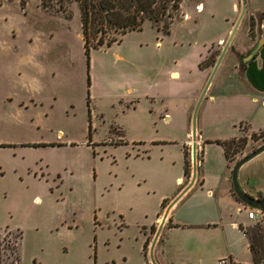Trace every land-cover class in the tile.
Returning a JSON list of instances; mask_svg holds the SVG:
<instances>
[{"label": "rangeland", "instance_id": "rangeland-1", "mask_svg": "<svg viewBox=\"0 0 264 264\" xmlns=\"http://www.w3.org/2000/svg\"><path fill=\"white\" fill-rule=\"evenodd\" d=\"M199 1L182 0L169 35L149 21L123 36L111 30L105 37L121 40L91 49L87 58L78 0H0V264H16V254L19 264H144L139 225L152 223L170 180L162 174L152 190L153 179L139 182L134 175L146 166L127 154L142 153L139 141L169 127L182 133L181 107L165 126L144 95L157 93L154 82L164 87L169 64L186 54L189 42L214 32L206 20L217 27L231 16L233 0H204L205 9ZM246 2L264 11V0ZM195 11L203 22L197 27L182 16ZM245 22L236 34L241 41ZM159 39L183 46L159 48ZM217 51L212 47V55ZM59 140L63 146L50 145ZM263 142L249 138L236 160ZM147 148L151 169L163 157L167 166L175 160L172 173L183 172L179 146H168L170 159L157 144ZM187 152L191 176V145ZM7 225L22 232L18 242V231Z\"/></svg>", "mask_w": 264, "mask_h": 264}, {"label": "crops", "instance_id": "crops-1", "mask_svg": "<svg viewBox=\"0 0 264 264\" xmlns=\"http://www.w3.org/2000/svg\"><path fill=\"white\" fill-rule=\"evenodd\" d=\"M202 1L204 0L197 3L202 4L205 9V3ZM231 11L230 17L223 16L220 26L217 24L216 27L211 23L214 21L206 20L208 27L213 28L214 32H205L204 39L189 42L186 54L174 57L169 64L164 87L159 89L161 82H154L158 87L157 93L144 95L150 104V112L153 116L156 114L165 126L173 125L174 115L181 107L182 112L184 111L185 126L181 134L176 133L177 129L169 127V132L151 137L149 143L139 141V144L143 145V152L127 154L132 159L139 158L143 166H146L138 168L134 175L137 174L139 182L145 183L153 179L152 190L156 191V186L160 188L162 181L159 178L162 174L167 173L170 180V185L159 195L160 208L155 210L152 223L139 225L138 237L142 253L146 232L161 221L167 206L192 178L193 171L191 176L184 174V148L187 149L191 145L192 153L194 114L197 145L195 180L171 205L160 234L151 243L149 253L144 256L151 264H217L221 258H230L236 264L252 262L243 229L253 221L248 218L247 211L254 208H250L233 195V164L226 159L223 147L215 141L238 137L241 131L249 137L250 134L264 129V45L253 58L250 57L264 28V11L255 7L249 8L246 2L245 12L238 23L241 14L238 0L232 1ZM257 12L263 17L258 18ZM186 13L189 17L185 20H192L193 27L203 23L197 11ZM210 13V17L214 18V13ZM250 17L255 22L251 35ZM242 22H245L246 26V41H241L236 35ZM253 31L255 39L252 37ZM162 34L169 35L170 29L169 33ZM162 40H157V47L183 46V43L175 40ZM212 47L220 50L213 54L214 63L200 65L212 55ZM222 50L225 51L220 55ZM187 60L189 61L186 62ZM130 88L131 92L133 88ZM157 101L160 107L158 111L154 106ZM153 124L156 125V122ZM171 129L173 131H170ZM156 131L158 132V129ZM60 140V144L55 146H63ZM150 144L159 145L161 155L166 154L169 159L171 153L168 146H179L183 153V172L172 173L168 167L174 165L175 160L167 166L170 160H163V157L160 159L162 163L151 169L148 163L153 157L147 148ZM187 179L189 181L185 183ZM238 182L242 190L249 195L264 198V150L239 167ZM254 210L260 218V211ZM5 227L18 229L8 225ZM181 255L183 258H179ZM16 264H19V261Z\"/></svg>", "mask_w": 264, "mask_h": 264}, {"label": "trees", "instance_id": "trees-1", "mask_svg": "<svg viewBox=\"0 0 264 264\" xmlns=\"http://www.w3.org/2000/svg\"><path fill=\"white\" fill-rule=\"evenodd\" d=\"M81 9V28L83 34V50L87 58L91 49L109 47L118 43L121 38H106L109 31L123 36L129 31H140L144 22L149 21L151 25L162 30L164 34L169 33L170 26L174 21V14L180 9L182 0H78ZM162 23V27H159ZM250 35L253 23L250 22ZM99 35V36H98ZM214 55H210L200 65H211L214 63ZM253 141L264 140V129L250 134V136L235 137L230 140H217L223 149L226 159L234 164L237 154L246 150L248 139ZM256 148V147H255ZM254 148L252 147L251 150ZM250 152V151H249ZM248 153V152H247ZM246 153V154H247ZM189 160L186 147L184 148V174L189 175ZM233 166V165H232ZM235 196V194L233 193ZM236 197V196H235ZM236 199H238L236 197ZM239 200V199H238ZM163 207L165 202H163ZM248 229H243L244 236L248 240L251 253V264H264V215ZM21 231L18 232L20 239ZM16 249V248H15ZM19 261L18 256H16Z\"/></svg>", "mask_w": 264, "mask_h": 264}, {"label": "water", "instance_id": "water-1", "mask_svg": "<svg viewBox=\"0 0 264 264\" xmlns=\"http://www.w3.org/2000/svg\"><path fill=\"white\" fill-rule=\"evenodd\" d=\"M240 3H241V14L237 20V23L240 21L242 15L244 14L245 9H246V0H240ZM263 45H264V28L262 29V32H261L258 40L256 41V43H255V45H254V47L250 53V57L253 58ZM224 51L225 50H222L220 55H222L224 53ZM216 63H218V59H217ZM216 63H215V66H216ZM192 135H193V143H192V171H193L192 173H193V175H192V178L189 181V183L187 184V186L183 189V191L177 197H175L170 202V204L167 206V208H166V210H165V212L161 218L159 227L156 231L155 240L158 237V235L160 234L161 228H162V226L166 220V217H167V214H168V211H169L171 205L174 202H176L184 192H186V190L192 185V183L195 180V176H196V155H197L195 114L193 115ZM263 150H264V142L262 144H260L259 146H257L256 148H254L253 150H251L250 152H248L247 154L243 155L241 158H239L233 164L232 170H231V183H232L233 192L237 198H239L241 201H243L250 208H254V209L259 210L264 215V198H257V197L249 195L248 193H246L245 191L242 190V188L240 187L239 182H238V169H239V167L244 162H246L250 158L254 157L258 153L262 152Z\"/></svg>", "mask_w": 264, "mask_h": 264}, {"label": "built area", "instance_id": "built-area-1", "mask_svg": "<svg viewBox=\"0 0 264 264\" xmlns=\"http://www.w3.org/2000/svg\"><path fill=\"white\" fill-rule=\"evenodd\" d=\"M182 16L184 19H187L189 17V14L184 13V14H182ZM244 135H245V132L241 131L240 135L237 138L242 137ZM247 216L250 219H259V217H258V215L254 209H249L247 211ZM217 264H236V263L232 262V260L230 258H221L218 260Z\"/></svg>", "mask_w": 264, "mask_h": 264}, {"label": "flooded vegetation", "instance_id": "flooded-vegetation-1", "mask_svg": "<svg viewBox=\"0 0 264 264\" xmlns=\"http://www.w3.org/2000/svg\"><path fill=\"white\" fill-rule=\"evenodd\" d=\"M83 40H84V38H83ZM60 143L58 142V143H51L50 145L51 146H55V145H59ZM95 218H96V216H95ZM97 223V221L95 220L94 221V224H96ZM159 224H160V222H159ZM158 224V225H159ZM159 227V226H158ZM153 228H154V226H152L151 227V229H149V231L148 232H146L147 233V235H146V238H145V240H144V242H143V244H142V250H143V254H144V256H146V252H145V248H146V246H147V242H148V237L152 234V232H153ZM158 229V228H157ZM17 231L19 232L20 230H18L17 229ZM141 231V230H140ZM157 231V230H156ZM18 232H17V234H16V236H17V238H18ZM155 235H156V232H155ZM18 240H19V238L17 239V242H18ZM155 240V237L153 238V241ZM152 241V242H153ZM16 248H17V246H16ZM17 256V255H16ZM17 258L15 257V261L17 262ZM145 260H146V264H150V262L149 261H147V258H145Z\"/></svg>", "mask_w": 264, "mask_h": 264}]
</instances>
